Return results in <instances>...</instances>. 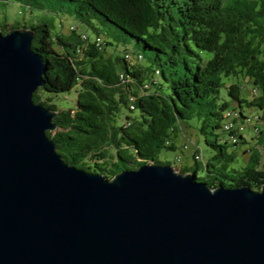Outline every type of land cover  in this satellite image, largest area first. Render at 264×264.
<instances>
[{
    "label": "trees",
    "instance_id": "1",
    "mask_svg": "<svg viewBox=\"0 0 264 264\" xmlns=\"http://www.w3.org/2000/svg\"><path fill=\"white\" fill-rule=\"evenodd\" d=\"M0 5L15 6L25 15L11 24L5 17L3 33L20 27L36 31L32 48L43 55L47 72L33 99L56 110L57 129L48 134L70 165L112 178L142 163L171 164L160 154L182 148L177 140L183 123L191 127L196 121L212 153L204 158L197 147L196 165L175 170L195 173L211 188L246 184L261 189L264 0H0ZM64 14L73 16L69 33L62 30ZM76 21L96 34L79 32ZM102 22L154 52L150 65L131 47L121 55L107 54L111 42L95 26ZM131 53L140 57L137 62ZM246 84L253 88L252 97L244 91ZM69 91H74V105L65 107L63 94ZM230 109L238 116L236 126L226 129L224 113ZM247 124L257 125L261 147L245 149L251 156L236 168V147L248 143Z\"/></svg>",
    "mask_w": 264,
    "mask_h": 264
},
{
    "label": "water",
    "instance_id": "2",
    "mask_svg": "<svg viewBox=\"0 0 264 264\" xmlns=\"http://www.w3.org/2000/svg\"><path fill=\"white\" fill-rule=\"evenodd\" d=\"M35 32L0 30V264H264V183L211 188L153 162L108 178L58 153Z\"/></svg>",
    "mask_w": 264,
    "mask_h": 264
},
{
    "label": "rangeland",
    "instance_id": "3",
    "mask_svg": "<svg viewBox=\"0 0 264 264\" xmlns=\"http://www.w3.org/2000/svg\"><path fill=\"white\" fill-rule=\"evenodd\" d=\"M24 16H25L24 14L18 12V9L15 8V6L0 5V23L5 22L4 19L5 17L7 18L9 24H11L13 20L20 21ZM64 16L66 18H65V25L62 26V30L64 32L69 33L70 28L68 27V21L69 20L73 21L72 19L73 16L71 14H64ZM55 21L56 23H58L57 18ZM74 23L75 25L78 26L79 32L87 30L91 37H93L94 34H96V31L93 28H88V26H86L84 23L78 21ZM95 26L97 27V29H99L100 35L103 37V39H106L111 42V44L106 47L107 54L112 53V51L114 50L117 55H121L123 54L126 48L131 47L135 51L143 52L145 54V57L142 62L145 63L146 65H150L149 57L154 55V52L150 50H146L142 46L138 45V43H136L130 36H128L126 32L118 28V26L108 22H106L105 24H103V22L96 23ZM244 91L246 95H248V97H252L254 95V91L251 85L249 86L248 84H246L244 86ZM223 93H225V88H223ZM63 96H64L63 105L65 107L74 105V91L66 92L63 94ZM44 98H47V96L44 95ZM53 98L58 104L59 101L56 98V96H53ZM191 124H192L191 127H188V124L186 122H184L182 125L183 130L180 133L179 139L177 140V142H179L182 145L181 146L182 148H179L178 151H173V150L163 151L162 154H160L161 160L170 161L173 167L177 166L178 168L180 166L186 165V163L191 165H196L192 155L194 154L197 147L201 149L204 158H208V156L212 153V149L205 142L206 140L205 136L197 130L196 121H192ZM252 127L253 126L247 124V127H245L244 130L245 137H247L248 143L245 144L243 143L236 147V150L238 152L237 162L233 164L234 167L236 168L240 167V165H244L245 163H247L249 157L251 156L250 152L245 151V149L248 150V148H250L251 146L258 145L257 140L255 139L256 135L254 133V128ZM209 138L212 139L214 137L210 136ZM258 147L260 148L261 145L260 146L258 145ZM177 154L181 155L182 157L181 161H178ZM262 154H263L262 159L264 160V148L262 149ZM263 164L264 162L260 164L259 168L262 169Z\"/></svg>",
    "mask_w": 264,
    "mask_h": 264
},
{
    "label": "built area",
    "instance_id": "4",
    "mask_svg": "<svg viewBox=\"0 0 264 264\" xmlns=\"http://www.w3.org/2000/svg\"><path fill=\"white\" fill-rule=\"evenodd\" d=\"M74 27L75 26L72 24V28ZM121 76L124 77V74H121ZM224 116L226 118V121H225L226 123H225L224 128L229 129L232 126H236L234 124V119L235 117L237 118L238 116V113L236 111H233V109H230L224 113ZM252 128H254L255 131L258 130L257 125H254Z\"/></svg>",
    "mask_w": 264,
    "mask_h": 264
},
{
    "label": "crops",
    "instance_id": "5",
    "mask_svg": "<svg viewBox=\"0 0 264 264\" xmlns=\"http://www.w3.org/2000/svg\"><path fill=\"white\" fill-rule=\"evenodd\" d=\"M182 130H183V128H182ZM177 144L179 145V147H181L182 145L179 143V142H177Z\"/></svg>",
    "mask_w": 264,
    "mask_h": 264
},
{
    "label": "bare ground",
    "instance_id": "6",
    "mask_svg": "<svg viewBox=\"0 0 264 264\" xmlns=\"http://www.w3.org/2000/svg\"><path fill=\"white\" fill-rule=\"evenodd\" d=\"M258 131V130H257Z\"/></svg>",
    "mask_w": 264,
    "mask_h": 264
}]
</instances>
